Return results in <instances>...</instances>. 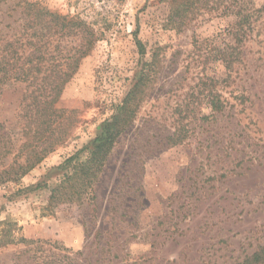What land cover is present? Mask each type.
Here are the masks:
<instances>
[{"label":"rangeland","instance_id":"1","mask_svg":"<svg viewBox=\"0 0 264 264\" xmlns=\"http://www.w3.org/2000/svg\"><path fill=\"white\" fill-rule=\"evenodd\" d=\"M24 2L44 17L27 16ZM36 50L42 65L78 67L50 108L76 113L54 152L0 186V221L16 224L17 238L56 243L78 264H264V0L0 4L2 55L17 52L22 63ZM81 50L89 54L79 58ZM148 64L151 83L100 174L94 214H49L47 189L12 197L56 184L57 168L79 151L86 160ZM14 77L0 84V173L39 140L35 112L24 113L26 85ZM213 91L222 111L211 109ZM178 129L182 142L173 145ZM24 250L0 248V264Z\"/></svg>","mask_w":264,"mask_h":264},{"label":"trees","instance_id":"2","mask_svg":"<svg viewBox=\"0 0 264 264\" xmlns=\"http://www.w3.org/2000/svg\"><path fill=\"white\" fill-rule=\"evenodd\" d=\"M6 1L8 0H0V4ZM23 4L27 16L35 12L37 19L44 17V15L41 16L43 14L42 11L36 9L34 4L27 2ZM46 14L50 15L49 13ZM37 19L32 21L31 26L36 27L41 24ZM242 22L240 25L247 23V16L242 19ZM138 46L140 54L144 55L145 51L140 42H138ZM234 49L230 55H227L228 60L235 56L233 54L235 53ZM2 53L4 54V51ZM2 53L0 52V84H4L6 77L12 72H14V76H17L14 77L17 81L25 83L28 94L25 96L26 105L24 113L28 116L32 112H35L37 117L35 121L39 122L36 135L41 142L38 140L37 145H34L27 141V143L21 146L24 154L22 156L20 154L17 157L25 158L24 162L14 161L12 165L0 173V186L8 182L17 183L66 140V131L68 130L66 124L70 125L72 123L76 111H68V115L65 118L62 110L51 111L50 108L63 91L66 83L78 69L74 64H70L67 67L61 64L42 65L41 62L44 56L40 50L33 52L22 63H20L22 58H17V52L9 51L6 55H2ZM13 54L16 55L13 56ZM78 54H80V58L88 55L89 51L81 50ZM76 56L73 55L69 58H76ZM224 62L226 63L225 60ZM151 67L150 64L144 65L140 72V77H138L124 101L116 107L112 117L103 123L98 136L88 149L89 156L86 160L82 161L79 158V151L77 154L67 158L57 168L63 174L56 184L50 186L46 180L25 189H19L12 197L18 196L21 193H32L47 189L50 195L47 206L44 209L49 214L60 210H67L75 215L77 211L86 209L87 207H91L94 214L96 212L95 204L97 200L96 184L118 139L132 125L137 116L141 102L146 96V88L151 83ZM210 96L209 102L212 111H222L225 105L220 95L213 91ZM62 118L67 119V122L64 123ZM45 131L49 132V135L43 140L42 135ZM56 133L60 135L55 136ZM181 133L182 130L178 129L170 137L171 144L176 145L182 142ZM16 232V224L0 221V248L17 247L18 245H24L26 248L21 253L19 252L13 264H78L75 258L71 256V250L48 241L29 240L24 237L17 238ZM26 254L28 257L22 262L21 257Z\"/></svg>","mask_w":264,"mask_h":264}]
</instances>
